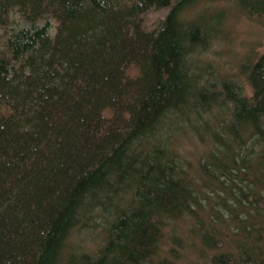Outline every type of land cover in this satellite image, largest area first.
<instances>
[{
	"label": "trees",
	"instance_id": "obj_1",
	"mask_svg": "<svg viewBox=\"0 0 264 264\" xmlns=\"http://www.w3.org/2000/svg\"><path fill=\"white\" fill-rule=\"evenodd\" d=\"M213 2L0 0V264H151L177 221L159 264H264V53L218 79Z\"/></svg>",
	"mask_w": 264,
	"mask_h": 264
},
{
	"label": "rangeland",
	"instance_id": "obj_2",
	"mask_svg": "<svg viewBox=\"0 0 264 264\" xmlns=\"http://www.w3.org/2000/svg\"><path fill=\"white\" fill-rule=\"evenodd\" d=\"M246 2L249 4L248 11L251 10L252 6L260 9L257 5H254L253 0H246ZM207 4L208 2L200 6L198 5L195 12L202 5L206 6ZM212 6L219 8L224 14L227 13V15L223 24H221V32L218 38L212 42L210 48L204 51L202 55L209 61L215 76L218 75L220 78L230 77L231 79H235V77H238L236 69L241 60L251 58L254 61L264 53V16L261 15L262 17H260L255 13L238 12L230 6L229 0H214ZM240 81L246 87L249 95L250 89L246 82L242 78H240ZM179 140L181 151L190 162H193L198 152L202 150V146H195L194 141H190L186 137H181ZM173 225H175L174 228L179 235L182 233L184 228L182 221H177V223L166 228L160 243L158 256L152 260L153 263L151 264H159L161 259L166 256L167 248L170 245L168 233ZM101 234L100 225L85 227L75 234L73 245L89 253H96L102 245ZM176 248L178 250L177 255H184L183 251L179 250L178 247ZM186 255L192 264H202V260L195 258L194 254ZM173 263L179 264L177 260H174Z\"/></svg>",
	"mask_w": 264,
	"mask_h": 264
}]
</instances>
